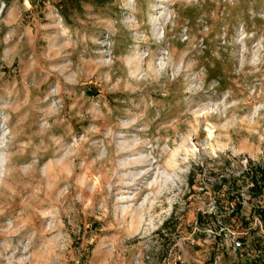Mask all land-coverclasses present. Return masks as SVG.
<instances>
[{
    "label": "rangeland",
    "instance_id": "1",
    "mask_svg": "<svg viewBox=\"0 0 264 264\" xmlns=\"http://www.w3.org/2000/svg\"><path fill=\"white\" fill-rule=\"evenodd\" d=\"M259 163L264 0H0V264H264Z\"/></svg>",
    "mask_w": 264,
    "mask_h": 264
},
{
    "label": "trees",
    "instance_id": "2",
    "mask_svg": "<svg viewBox=\"0 0 264 264\" xmlns=\"http://www.w3.org/2000/svg\"><path fill=\"white\" fill-rule=\"evenodd\" d=\"M242 177L248 181V184L250 185L248 187L247 194L249 195V201L253 200H261V198L264 196V163H259L254 166H249L245 171L242 172ZM236 180L233 179L232 187L236 185ZM225 182H229V179H224ZM240 196L238 195L236 199L237 203H235V206H240ZM253 206H255L257 209H259V215L264 219V208L261 207L262 205L259 203H255ZM256 211V210H255ZM262 213V214H261ZM233 216V215H231ZM243 242L245 240V237L240 238ZM253 262V261H251Z\"/></svg>",
    "mask_w": 264,
    "mask_h": 264
},
{
    "label": "built area",
    "instance_id": "3",
    "mask_svg": "<svg viewBox=\"0 0 264 264\" xmlns=\"http://www.w3.org/2000/svg\"><path fill=\"white\" fill-rule=\"evenodd\" d=\"M242 243L243 242H240V241L239 242H236V246L237 247H240L242 245ZM251 261H252L251 259H248L245 264H252Z\"/></svg>",
    "mask_w": 264,
    "mask_h": 264
}]
</instances>
